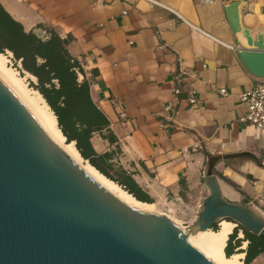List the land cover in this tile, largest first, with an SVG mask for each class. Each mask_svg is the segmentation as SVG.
I'll use <instances>...</instances> for the list:
<instances>
[{
    "label": "crops",
    "instance_id": "1",
    "mask_svg": "<svg viewBox=\"0 0 264 264\" xmlns=\"http://www.w3.org/2000/svg\"><path fill=\"white\" fill-rule=\"evenodd\" d=\"M0 1L26 31L70 38L92 99L110 120V131L94 133V149L113 152L114 165L151 201L142 202L193 223L210 194L208 154L240 153L214 166L223 198L248 205L264 195V132L239 121L240 95L259 77L239 56L225 9L234 0H157L172 11L149 0ZM239 1L243 27L264 34V0ZM237 254L243 263L246 253ZM263 260L261 253L253 263Z\"/></svg>",
    "mask_w": 264,
    "mask_h": 264
},
{
    "label": "water",
    "instance_id": "2",
    "mask_svg": "<svg viewBox=\"0 0 264 264\" xmlns=\"http://www.w3.org/2000/svg\"><path fill=\"white\" fill-rule=\"evenodd\" d=\"M240 5L234 0L225 8L239 36V56L253 75L264 77V34L243 27ZM239 154H208L210 194L189 232L230 218L264 238V219L250 206L223 198L213 173L218 160ZM0 264L214 262L169 216L134 208L97 182L0 78Z\"/></svg>",
    "mask_w": 264,
    "mask_h": 264
},
{
    "label": "trees",
    "instance_id": "3",
    "mask_svg": "<svg viewBox=\"0 0 264 264\" xmlns=\"http://www.w3.org/2000/svg\"><path fill=\"white\" fill-rule=\"evenodd\" d=\"M69 40V37L64 38L56 32L43 39L33 31H26L0 1V52H12L15 62L21 64L22 73L26 71L37 77L34 88L45 97L67 140L75 141L85 159L139 200L151 202L144 199L132 175L114 165L112 151L99 154L94 149L91 140L94 133L110 131V120L93 101L90 81L85 77L79 60L70 53ZM81 74L84 75L82 79ZM109 133V138L114 141L115 138ZM211 228L217 230L219 227L215 223ZM240 229L243 230V238L238 237ZM243 241H248L245 249L240 248ZM237 252L246 253L243 264H252L258 255L264 253V238L238 224L225 246L228 257Z\"/></svg>",
    "mask_w": 264,
    "mask_h": 264
},
{
    "label": "bare ground",
    "instance_id": "4",
    "mask_svg": "<svg viewBox=\"0 0 264 264\" xmlns=\"http://www.w3.org/2000/svg\"><path fill=\"white\" fill-rule=\"evenodd\" d=\"M11 55L12 52L9 51ZM10 57L6 53L0 52V78L21 100V102L32 113L47 134L89 175L97 182L109 190L113 195L124 203L138 209H157L155 203L142 202L126 190L116 181L110 179L99 171L89 160L85 159L74 141L69 142L58 124V118L50 107L45 97L36 89L31 88L25 78L10 66ZM33 78L36 76L26 72ZM172 220L177 219L169 212H164ZM237 223L222 219L219 221V228L214 230L209 228L205 231L196 230L189 232L187 225L179 223V227L184 232L185 238L203 254L208 256L214 264H242L241 254H233L228 257L225 253V246L229 235L232 233Z\"/></svg>",
    "mask_w": 264,
    "mask_h": 264
},
{
    "label": "built area",
    "instance_id": "5",
    "mask_svg": "<svg viewBox=\"0 0 264 264\" xmlns=\"http://www.w3.org/2000/svg\"><path fill=\"white\" fill-rule=\"evenodd\" d=\"M152 4L163 5L166 9L172 11L168 6L161 4L157 0H149ZM126 13V11H124ZM196 30H200L196 28ZM180 79V76L177 77ZM181 88H176L175 93H180ZM226 94L227 90L221 89ZM190 102L192 104L198 101L194 91L190 92ZM240 99L246 106V112L239 117V121L245 124H252L264 132V77H259L256 84L240 95ZM250 206L261 218L264 219V195L256 197L248 202Z\"/></svg>",
    "mask_w": 264,
    "mask_h": 264
},
{
    "label": "rangeland",
    "instance_id": "6",
    "mask_svg": "<svg viewBox=\"0 0 264 264\" xmlns=\"http://www.w3.org/2000/svg\"><path fill=\"white\" fill-rule=\"evenodd\" d=\"M39 36V35H38ZM41 37V36H40ZM42 38V37H41ZM7 55H9V57H10V60H11V62H10V66H12L14 69H16L18 72H19V74L21 75V76H23L24 78H25V80H26V82H27V84L31 87V88H34V84L37 82V77L36 78H33L32 76H30L29 74H27L26 73V71H25V73H22V71L20 70V67H21V64L20 63H16L15 62V60L13 59V57L10 55V54H8L7 52H5ZM29 73V72H28ZM80 79H81V76H80ZM34 89H36V88H34ZM37 90V89H36ZM39 91V90H38ZM40 92V91H39ZM41 93V92H40ZM42 94V93H41ZM211 160H210V158L209 159H207V162H206V165H205V170H206V168H207V163H209ZM119 184V183H118ZM122 186V185H121ZM141 210H146V211H151V212H154V213H158L159 211H157L156 209H141ZM158 214H162V213H158ZM173 214V213H172ZM171 214V215H172ZM174 215V214H173ZM175 217H177V218H179L178 216H176V215H174ZM173 216V217H174ZM174 217V218H175ZM177 218H175V219H177ZM181 219V221L183 220H188V221H191V218H186V217H184L183 218V216L180 218ZM177 221L179 222V223H181L178 219H177ZM182 221V224H184V225H187L186 224V222H183ZM175 222V221H174ZM216 226L217 227H219V222L218 223H216ZM242 233V236L240 237V238H243L244 237V233H243V230L242 229H240L239 230V232H238V237H239V234H241ZM248 242V241H247ZM243 243V242H242ZM248 245V244H247ZM246 248H247V246H246ZM245 249V248H244ZM244 263V262H243ZM242 263V264H243ZM253 264H255V263H253ZM258 264H264V260L263 261H261L260 263H258Z\"/></svg>",
    "mask_w": 264,
    "mask_h": 264
}]
</instances>
